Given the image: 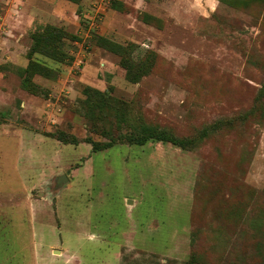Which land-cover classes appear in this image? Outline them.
<instances>
[{"label": "rangeland", "instance_id": "1", "mask_svg": "<svg viewBox=\"0 0 264 264\" xmlns=\"http://www.w3.org/2000/svg\"><path fill=\"white\" fill-rule=\"evenodd\" d=\"M145 126L189 146L123 140ZM32 237L41 264H264V0H0V263Z\"/></svg>", "mask_w": 264, "mask_h": 264}, {"label": "trees", "instance_id": "2", "mask_svg": "<svg viewBox=\"0 0 264 264\" xmlns=\"http://www.w3.org/2000/svg\"><path fill=\"white\" fill-rule=\"evenodd\" d=\"M56 138L60 141L65 142H71V143H77V139L74 136H66L63 133H57L55 134ZM69 140V141H68ZM123 140L126 143L134 144V145H143L149 140H155L160 142H170L182 149H186L189 146V141L184 139H179L171 134H169L167 131L159 130L154 127H142L141 131L135 135H125L123 137ZM91 144L92 151H100L102 149L110 148L113 145V142H107L104 144L96 143L93 141H89Z\"/></svg>", "mask_w": 264, "mask_h": 264}, {"label": "crops", "instance_id": "3", "mask_svg": "<svg viewBox=\"0 0 264 264\" xmlns=\"http://www.w3.org/2000/svg\"><path fill=\"white\" fill-rule=\"evenodd\" d=\"M31 259L28 261H24L22 264H41L40 259H41V254L37 251L38 248L36 246V243H34V238L32 237V243H31ZM1 248V247H0ZM59 255H61L63 252L60 250L58 251ZM69 259L66 261L68 262ZM1 264V263H0ZM76 264H80L79 260H77Z\"/></svg>", "mask_w": 264, "mask_h": 264}, {"label": "water", "instance_id": "4", "mask_svg": "<svg viewBox=\"0 0 264 264\" xmlns=\"http://www.w3.org/2000/svg\"><path fill=\"white\" fill-rule=\"evenodd\" d=\"M61 180L66 181V177H61ZM57 252V251H56Z\"/></svg>", "mask_w": 264, "mask_h": 264}]
</instances>
